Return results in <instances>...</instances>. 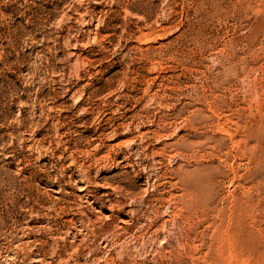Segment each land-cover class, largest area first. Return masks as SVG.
Masks as SVG:
<instances>
[{"label": "rangeland", "instance_id": "rangeland-1", "mask_svg": "<svg viewBox=\"0 0 264 264\" xmlns=\"http://www.w3.org/2000/svg\"><path fill=\"white\" fill-rule=\"evenodd\" d=\"M0 264H264V0H0Z\"/></svg>", "mask_w": 264, "mask_h": 264}]
</instances>
